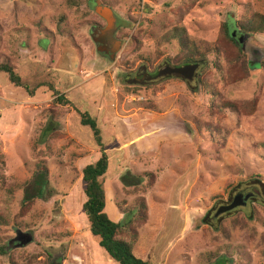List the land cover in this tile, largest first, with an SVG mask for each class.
<instances>
[{
	"label": "rangeland",
	"instance_id": "1",
	"mask_svg": "<svg viewBox=\"0 0 264 264\" xmlns=\"http://www.w3.org/2000/svg\"><path fill=\"white\" fill-rule=\"evenodd\" d=\"M103 3L112 7L113 33L102 36L95 30L110 24ZM257 13L264 15V0H0V53L13 57L29 86L0 71V216L7 220L0 264H119L92 235L83 209V169L102 149L81 123L84 112L97 120L109 157V217L124 225L136 200L146 199L148 218L133 244L138 257L264 264V206L247 200L218 228L203 219L244 194L243 186L230 199L240 181L264 180V32L245 35L236 24ZM225 23L241 46L247 38L246 51L225 40ZM175 26L205 53L197 81L172 75L137 83V71L179 62L177 40L164 39ZM100 40L119 43L113 58L100 54ZM54 91L71 103L55 104ZM223 100L236 106L219 108ZM42 164L49 174L39 182L48 179L52 195L27 209L23 186Z\"/></svg>",
	"mask_w": 264,
	"mask_h": 264
},
{
	"label": "trees",
	"instance_id": "2",
	"mask_svg": "<svg viewBox=\"0 0 264 264\" xmlns=\"http://www.w3.org/2000/svg\"><path fill=\"white\" fill-rule=\"evenodd\" d=\"M73 5H78L79 0H67ZM108 8H112L103 3ZM65 15L62 14L59 17V21H63ZM236 24L245 34L263 33L264 32V15L257 13L253 18L245 21L236 20ZM222 33L227 42L234 47V49L242 53V46L229 34L227 23L223 25ZM164 39L167 42L177 40L180 51L178 53L177 63H191L200 62L201 65L206 63L205 53L194 43L187 33L184 26H175L168 30ZM213 51H219V47H214ZM218 53V52H217ZM202 57V59H199ZM13 57L9 54L0 53V71L7 73L9 80L16 86H23L24 81L19 73L16 71V67L13 63ZM217 64V62H216ZM219 68L220 64H217ZM203 70V69H202ZM200 70V72L202 71ZM200 74V73H199ZM29 89V86L25 85ZM31 95L34 94V90H30ZM54 103L68 105L71 101L62 93L54 91ZM221 107L236 106L233 102L221 101ZM81 123L89 126L95 135V139L98 145L102 147L100 158L94 162L86 165L83 169V180L85 182V194L86 201L83 204V209L87 214L90 230L92 235L98 239L99 245L108 253L111 259L115 260L119 264H151L149 261L138 257L134 253V241L138 238V227L146 222L148 218V205L146 199L140 196L136 200L138 210L134 212L133 217H129L128 221L123 225L121 222L112 220L107 214L106 208V191L104 186V177L109 166V157L105 151L102 138L101 129L95 118L91 117L88 113L81 114ZM48 176V168L45 165H39L36 169L33 178L23 186L24 199L22 202L23 207L30 208L36 198L44 197L48 198L52 195V188L48 179H44L39 182L42 175ZM149 183H154L155 174L153 172H146ZM142 179V178H141ZM141 179L139 181H141ZM139 183V182H138ZM138 183H135L138 185ZM244 186L243 189H241ZM34 187L36 189H34ZM243 190L244 194L250 193L248 198V206L253 202H257L264 206V180L260 175H251L247 179L240 181L238 185L231 187L229 191L230 199L233 198L237 190ZM245 208V206L236 207L232 210L225 211L218 214L219 208L215 211V208L210 209L203 217L206 223H212L220 226L221 220L224 217L230 216L233 213ZM247 208V207H246ZM215 211V212H214ZM249 212V210H248ZM212 219L211 217L213 216ZM7 220L0 216V225L6 224ZM128 236L131 238L129 239ZM5 245L0 246V252L6 254Z\"/></svg>",
	"mask_w": 264,
	"mask_h": 264
},
{
	"label": "water",
	"instance_id": "3",
	"mask_svg": "<svg viewBox=\"0 0 264 264\" xmlns=\"http://www.w3.org/2000/svg\"><path fill=\"white\" fill-rule=\"evenodd\" d=\"M100 9L105 10L106 12H108L107 14L104 13L105 18L111 24V25L109 24L107 26V29L112 28L111 21H113V17H112V13L113 12L111 11L110 8L103 7V6H100ZM245 35H247V34H245ZM246 39H245V42L242 44V50L243 51L247 50V42L248 41H246ZM252 52L254 54H257L258 53V49L252 48ZM250 63L254 64V61L250 60ZM199 68H200L199 62H191V63H187V64H184V65H181V66H167V67H165L163 70H161L159 72V76L176 74V75L182 76L184 79L191 80L194 77H196ZM248 196H250L249 193H247V194H237L234 197V200L230 204H228L226 206H222L218 210V214L221 213L222 211L232 210V209H234V208H236L238 206L245 205L247 200H248Z\"/></svg>",
	"mask_w": 264,
	"mask_h": 264
},
{
	"label": "flooded vegetation",
	"instance_id": "4",
	"mask_svg": "<svg viewBox=\"0 0 264 264\" xmlns=\"http://www.w3.org/2000/svg\"><path fill=\"white\" fill-rule=\"evenodd\" d=\"M104 18H105V16H104ZM95 31L99 32V34L101 33L102 36L106 35V34L108 35V34H112L113 33V29L112 28L107 29V27H105L103 29H98V30H95ZM116 41H119V40L117 39ZM97 44H98L97 49L100 52V54L102 56L108 57V58H113L114 57V55L116 54V51H115L116 48L114 47V45L115 44L117 46L119 45L118 42L117 43L108 44L105 40L97 41ZM196 62H198V61H196ZM184 64H187V63L179 64V63H175V62H165L161 66L157 67L156 70L146 68V69H144V71H137L136 74L133 76V78H135V81L137 83H139V80L142 81V82H155V81H158L159 79H164V78H167L169 76H172V75H161V76H159V72L161 70H163L165 67H167V66H181V65H184ZM199 64H200V68L198 69V73H197L196 77H194L191 80L184 79L180 75H176V74H173V75L181 77L186 82H188L189 84H192V82L197 81V76L199 75L200 70L202 69L200 62H199ZM240 194H242V193H240ZM245 205H241V206H245ZM238 207H240V206H238Z\"/></svg>",
	"mask_w": 264,
	"mask_h": 264
},
{
	"label": "crops",
	"instance_id": "5",
	"mask_svg": "<svg viewBox=\"0 0 264 264\" xmlns=\"http://www.w3.org/2000/svg\"><path fill=\"white\" fill-rule=\"evenodd\" d=\"M13 2H14V0H13Z\"/></svg>",
	"mask_w": 264,
	"mask_h": 264
}]
</instances>
